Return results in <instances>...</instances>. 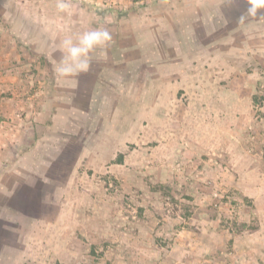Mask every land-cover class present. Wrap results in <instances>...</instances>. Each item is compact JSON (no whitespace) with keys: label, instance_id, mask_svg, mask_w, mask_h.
Here are the masks:
<instances>
[{"label":"rangeland","instance_id":"rangeland-1","mask_svg":"<svg viewBox=\"0 0 264 264\" xmlns=\"http://www.w3.org/2000/svg\"><path fill=\"white\" fill-rule=\"evenodd\" d=\"M70 2L0 0L1 246L15 264H264V6ZM96 27L113 41L89 71L51 77L49 39Z\"/></svg>","mask_w":264,"mask_h":264},{"label":"clouds","instance_id":"clouds-1","mask_svg":"<svg viewBox=\"0 0 264 264\" xmlns=\"http://www.w3.org/2000/svg\"><path fill=\"white\" fill-rule=\"evenodd\" d=\"M260 6H264V0H250L248 13L255 15ZM56 9L60 13L70 15L72 11L70 0H56ZM112 41V34L104 27L85 30L75 38L66 36L56 49L61 53V59L54 67L56 76L70 79L88 72L94 59L93 54L98 49H107Z\"/></svg>","mask_w":264,"mask_h":264},{"label":"crops","instance_id":"crops-1","mask_svg":"<svg viewBox=\"0 0 264 264\" xmlns=\"http://www.w3.org/2000/svg\"><path fill=\"white\" fill-rule=\"evenodd\" d=\"M25 38V37H24ZM50 42L47 43L49 45V48L51 51V53L49 54V62H50V68H52V74L51 77L56 76L55 71H54V67H55V63L58 62L61 59V53L59 51H57L56 49L58 48L59 44H60V39L57 41V43L55 42V39H49ZM47 41V40H46ZM28 42H30L29 40H26L25 43L27 44ZM46 43V42H45ZM32 45V44H31ZM10 58V56L8 57V59ZM7 60V59H6ZM12 64V63H11ZM10 71H12V68H10ZM6 74H9L10 72L5 70ZM31 75V74H30ZM57 77V76H56ZM58 81H61V78L57 77ZM67 81H75V77L74 78H70V79H66ZM56 86H59L60 83L55 84ZM70 87V86H69ZM63 92H67V93H73L76 92L75 89H63ZM6 238H9L7 240H12V238H10L9 236H4ZM9 242H5L7 243V247H21L22 245H20L21 243L18 242V240H14V241H10ZM22 255V252L20 253H14L12 251V253H9L8 250H4V248L1 246V242H0V264H15V262L18 260V258H20V256Z\"/></svg>","mask_w":264,"mask_h":264}]
</instances>
